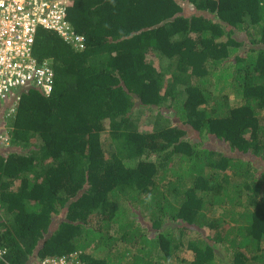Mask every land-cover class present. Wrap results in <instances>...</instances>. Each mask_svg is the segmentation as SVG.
<instances>
[{"label": "trees", "instance_id": "trees-1", "mask_svg": "<svg viewBox=\"0 0 264 264\" xmlns=\"http://www.w3.org/2000/svg\"><path fill=\"white\" fill-rule=\"evenodd\" d=\"M69 18L85 49L40 30L54 91L9 119L0 264H264V170L196 141L264 163V0H70Z\"/></svg>", "mask_w": 264, "mask_h": 264}, {"label": "built area", "instance_id": "built-area-1", "mask_svg": "<svg viewBox=\"0 0 264 264\" xmlns=\"http://www.w3.org/2000/svg\"><path fill=\"white\" fill-rule=\"evenodd\" d=\"M70 0H0V128L15 117L22 94L39 90L50 96L55 71L50 60L42 63L34 54L39 31L55 33L75 50H83L86 39L69 18ZM12 138L0 132V146L8 148ZM37 264H84L81 252L44 259Z\"/></svg>", "mask_w": 264, "mask_h": 264}, {"label": "rangeland", "instance_id": "rangeland-1", "mask_svg": "<svg viewBox=\"0 0 264 264\" xmlns=\"http://www.w3.org/2000/svg\"><path fill=\"white\" fill-rule=\"evenodd\" d=\"M235 37L239 41L243 42V47L240 50L241 54L244 53L245 51H247L249 48V42H248L249 37L246 34H236ZM153 63L157 67H160V66L167 67V63H165V62L161 63L159 60H157L155 58H153ZM135 118L138 120V123L140 125L141 130L150 131L152 129L153 123L151 122L152 121L151 117L146 114L145 109H143V107L138 106V108L136 110ZM2 130H6L7 132H9L10 131V123L8 122L7 124L3 125L2 128H0V132ZM195 136H192V137H195ZM102 139H103L102 141L104 143H106L107 142L106 140H108V137L106 135H103ZM196 141L203 142V146L209 147L210 149H219V150L223 151L228 156L239 157V158H242L246 161H250L253 164V166L258 168L260 171L264 170V163L260 159L256 158L255 156H253L251 154H241L235 150H232L228 144H224L212 136H207L204 139L201 137H198ZM10 148H11V145L8 148L0 146V153H6ZM64 216H65V214L63 211L61 215H59L58 217L55 218L54 225L55 226L59 225V223L64 220ZM103 252H104V249L94 250L91 248L88 250V253L90 255L95 256L97 258L102 257ZM184 255H185V257H187V256L191 257L192 256V254H190L189 251H184L183 253H181L180 256L184 257ZM172 263L176 264L177 262L174 260Z\"/></svg>", "mask_w": 264, "mask_h": 264}]
</instances>
